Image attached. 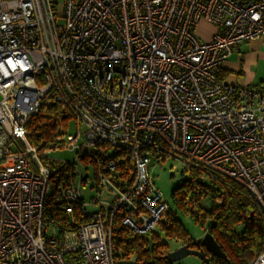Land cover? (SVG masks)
Segmentation results:
<instances>
[{
	"label": "built area",
	"instance_id": "2783aa9c",
	"mask_svg": "<svg viewBox=\"0 0 264 264\" xmlns=\"http://www.w3.org/2000/svg\"><path fill=\"white\" fill-rule=\"evenodd\" d=\"M201 21L216 28L208 41ZM262 38L264 0H0V264H119L116 226L148 237L173 214L152 159L235 181L264 217V95L221 76L235 47ZM52 105L86 128L85 145L116 152L86 156L97 178L90 203L75 164L44 162L82 150L80 132L43 151L29 135ZM58 180L69 223L87 218L77 229L45 221ZM252 264H264V250Z\"/></svg>",
	"mask_w": 264,
	"mask_h": 264
},
{
	"label": "trees",
	"instance_id": "16d2710c",
	"mask_svg": "<svg viewBox=\"0 0 264 264\" xmlns=\"http://www.w3.org/2000/svg\"><path fill=\"white\" fill-rule=\"evenodd\" d=\"M257 90L264 95V82L257 86ZM66 119L59 106L43 107L28 125L32 142L41 151L49 147L59 135H63L60 128L62 124L67 123ZM44 160L52 169L59 166L55 160ZM83 160L86 161L87 158ZM66 169L67 167H64L59 170V175ZM186 173L190 174V178L174 190L173 197L179 208L186 214H191L206 233L213 236L228 259L227 263L218 258H211V263L252 264L256 256L264 250V217L258 213L250 193L229 178L200 170H187ZM203 175L209 177V183L201 182ZM55 177L58 178V175ZM58 186L59 180L46 203L45 221L57 223L61 231L77 229L87 218L76 213L74 224L69 223ZM205 198H210L209 209L201 206V201ZM196 207L200 209L197 213L194 212ZM201 211L204 213L200 214ZM166 217L167 223L162 221L161 226L167 237L176 238L183 241L184 245L193 247L194 241L174 214ZM240 226H244L241 233L237 232ZM115 233L118 261L134 259L139 264H173L166 259L170 253L169 245L161 241V237L156 233L153 232L151 237L134 236L119 226H116ZM200 248L206 251L205 248Z\"/></svg>",
	"mask_w": 264,
	"mask_h": 264
},
{
	"label": "rangeland",
	"instance_id": "374dc122",
	"mask_svg": "<svg viewBox=\"0 0 264 264\" xmlns=\"http://www.w3.org/2000/svg\"><path fill=\"white\" fill-rule=\"evenodd\" d=\"M54 3H57L60 7L63 5L64 0H52ZM199 30V31H198ZM197 31L201 33V35H207V32L209 31L208 27L198 26ZM197 32V33H198ZM67 121V120H66ZM61 132L63 133V139L66 145L69 143L70 138L78 132L81 134V138L78 141V146H84L86 144L85 140V132L86 128L84 126H80L75 121H70L66 123L65 125H61ZM115 150H109V149H103L95 146H89L85 145L83 149H76L75 151H70L67 148H59L56 150H53L50 154V158L52 160L57 161L59 164L69 163V164H75V174H77L76 182L79 181L78 172L81 173L82 178L86 179L87 181L82 186V192L84 199L87 203H90L92 201L93 197L97 196V178H96V172L95 167L92 164H87V160L84 161L83 159L88 156H93L95 158H101L102 159H108L110 157H114ZM100 155V156H99ZM80 156V159H79ZM149 173L156 185V187L162 192L165 201L169 204L170 209L172 210L175 218H177L187 231L189 237L193 241H198L202 239L207 233L205 229L198 224L194 217L191 214H186L179 206H177L174 197L173 192L176 188L180 187L184 181L190 178V174L186 173L185 171V165L182 161L176 160L173 158H168L164 161H161L159 163H156L154 166H151L149 168ZM201 182L203 183H209L210 179L208 176L203 175L201 176ZM59 190L63 192L62 185L59 187ZM52 190L49 191V195H51ZM191 198V196H190ZM114 197L111 191L104 190L101 200L104 203V207L108 208L109 203L113 201ZM190 200V199H189ZM201 206L204 209H209L211 206L210 198H205L201 201ZM87 210L89 213L97 212L100 210V205H90L87 207ZM199 208H195L194 212H199ZM204 213L203 211L200 212ZM167 217L163 219V222L167 223ZM244 229V226H240L237 228V232L241 233ZM154 233L159 235L161 237V241L164 243H167L170 247V253L177 250L178 248L182 247L183 241L177 240L176 238L170 239L167 237L165 230L162 228L161 225H159ZM53 235V229L52 226L48 228V236ZM152 234L148 235V237H151ZM257 258V256H256ZM211 259V258H210ZM173 264H206L204 263L199 257L197 256H187L186 258L174 262Z\"/></svg>",
	"mask_w": 264,
	"mask_h": 264
},
{
	"label": "crops",
	"instance_id": "0c3cea01",
	"mask_svg": "<svg viewBox=\"0 0 264 264\" xmlns=\"http://www.w3.org/2000/svg\"><path fill=\"white\" fill-rule=\"evenodd\" d=\"M200 25L208 27L210 32L203 36L198 30V36L210 40L216 28L205 21ZM221 76L226 82L242 87H257L264 82V38L235 47L224 62Z\"/></svg>",
	"mask_w": 264,
	"mask_h": 264
},
{
	"label": "water",
	"instance_id": "95a60500",
	"mask_svg": "<svg viewBox=\"0 0 264 264\" xmlns=\"http://www.w3.org/2000/svg\"><path fill=\"white\" fill-rule=\"evenodd\" d=\"M153 164H154V159H152V161L150 162V166H152ZM200 247L205 248L206 251L202 250ZM190 255L199 257L206 264H212L210 258H218L228 263V259L226 258L225 254L222 252V250L220 249L219 245L216 243L213 236L209 233L206 234L202 239L198 241H194L193 247L189 245H183L177 250L169 253L166 256V259L169 262L174 263ZM119 264H139V263L136 261H121Z\"/></svg>",
	"mask_w": 264,
	"mask_h": 264
}]
</instances>
